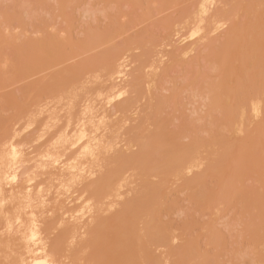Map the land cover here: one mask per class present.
<instances>
[{"label":"rangeland","instance_id":"rangeland-1","mask_svg":"<svg viewBox=\"0 0 264 264\" xmlns=\"http://www.w3.org/2000/svg\"><path fill=\"white\" fill-rule=\"evenodd\" d=\"M263 3L0 0V264H163L160 254L168 247L170 253L174 251L169 256L173 264H198L202 257L205 261L200 264H264V241L255 240L259 236L258 224L252 222L255 211L244 201L249 193L264 196V103L257 112L248 106L238 109L232 122L228 114L211 106L209 94L221 83L231 87L235 79L231 72L246 84V77L240 78L243 60L258 53L244 47V42L252 43L250 31H244L234 58L229 59L228 66L234 68L230 69L223 57L230 52L225 25L233 22L256 34L261 29L262 36H257L264 42ZM183 15L194 18L188 31L182 24ZM93 35L102 38L98 45L81 50ZM208 36H214L211 45L205 42ZM252 59L255 64L257 58ZM251 63L246 64L248 70ZM252 76H247L248 82L254 80ZM263 83L256 81L262 88ZM148 132H162V148L155 152L153 147L146 172L134 175V156L148 153L141 147ZM64 133H68L67 141ZM257 135V155L249 153V157H256L263 172L252 169L251 162L250 171L232 180L233 201L215 214L220 183L229 178L233 166L217 168L215 173L206 170L201 181L191 186L183 182L203 172H198L199 165H214V155L206 159V152L226 153L224 159L232 163L240 141ZM11 140L14 146L7 147ZM194 140L198 146L201 143L200 148L187 147ZM253 142L251 148L246 145L251 152ZM184 147L193 157L178 163ZM39 149L40 169L44 164L54 169L51 173L40 170L37 187L32 172L23 174L22 162ZM50 150L57 159L48 157ZM222 160L218 158L216 165H226ZM70 161V165L77 164L74 170L69 168ZM171 161L177 164L168 168ZM243 163L247 166L246 159ZM101 172L104 176L98 179ZM166 172L171 176L166 175L170 181L164 183ZM185 173L182 183L171 178H182ZM103 182L115 184L99 190ZM157 185L162 186L158 188L161 196L154 190ZM83 192H90L94 204L98 202L102 209L100 214L90 209L91 216L85 218V222L95 219L92 231H97V237L92 238L106 240V245L100 242L105 245L102 249L95 246L97 242L98 250H91V233L78 235L80 227L74 225V210L86 204ZM158 196L162 206L157 204ZM153 202L158 215L152 225L146 218L151 220L157 209H151ZM84 236L88 243L83 242ZM144 244H149V250L142 249ZM106 246L109 250H104ZM143 250H148L147 257Z\"/></svg>","mask_w":264,"mask_h":264},{"label":"bare ground","instance_id":"bare-ground-1","mask_svg":"<svg viewBox=\"0 0 264 264\" xmlns=\"http://www.w3.org/2000/svg\"><path fill=\"white\" fill-rule=\"evenodd\" d=\"M155 2V1H154ZM162 2V1H161ZM233 2H235V1H233ZM156 4H157V2H156ZM236 4V3H235ZM264 4V3H263ZM263 12H264V10H263ZM184 19V20H183ZM182 20V24H185V31H188V30H190L189 28H191L192 26H194V18H188V17H186V16H184L183 15V18L181 19ZM264 23V22H263ZM225 29H226V32H227V46L229 45V51L230 52H227V55L225 54L223 57H225L224 58V60L225 61H227V62H224V63H226L227 64V66L229 65L228 63L230 62V60L229 59H233L234 58V56H235V53H236V50H237V46H238V44L240 43V39L243 37V32L244 31H250V35H251V39H249V41H251L252 43L251 44H249V43H246V42H244V47L248 50V52H254V51H256V55H257V53H258V57L256 56L255 57V55H252L251 57L249 56L248 58H250V59H248L247 60V58L246 59H244L243 60V69L244 70H242V68H241V70H240V78L242 79V78H245V79H243V80H245V85H244V83H242L241 84V81H240V79L238 78V74L237 75H235V74H232V72L231 71H229V73L231 74V76L233 77V78H235V79H233V81H234V84H232L231 85V87H229V86H227V85H224V84H220L219 85V91L221 92V93H223V95H219V94H217V93H219L218 91H217V89L218 88H211L210 89V95H212L211 96V98H210V101H211V106L212 107H214V109H219V111L220 110H222L223 111V113H226V114H228L229 116H230V118H231V120L233 119V120H235L236 118H233L237 113H235L238 109H242V108H244V106L246 107V108H250L252 111H256L257 112V109H259L260 108V106H261V104L262 103H264V87L262 88L260 85H257L256 84V81L257 80H259L260 79V81L263 83V81H264V79H263V76H264V72H263V68H264V42H262L261 41V37H258L257 35H261V33L259 34V32H261V31H263V30H261V29H257V31H258V34H256L255 32H254V30H247V28H246V30H245V28H240L238 25H235L233 22H227V24L225 25ZM247 33H245L244 35H246ZM254 34H255V36H254ZM196 35V34H195ZM198 35V34H197ZM196 35V36H197ZM94 36V35H93ZM101 36V35H100ZM104 36V35H103ZM102 36V37H103ZM262 36V35H261ZM94 37H97V38H94ZM93 37V39H87V41L86 42H84L81 46H80V49L81 50H85V49H88V48H91V46H94L95 44L96 45H98V43L100 42V40L102 39V38H99V36H94ZM259 38V39H258ZM96 41H95V40ZM206 43H207V45H211L210 43H214L215 42V40H214V36H208V39L205 41ZM223 46V45H222ZM209 49V48H208ZM89 50V49H88ZM214 50V49H213ZM221 50H222V48H221ZM232 50H233V52H232ZM258 51V52H257ZM229 53V54H228ZM231 54V55H230ZM229 55V56H228ZM232 58H231V57ZM252 58H257V60L255 61V64L257 63L258 64V66H257V64L255 65L254 63L252 64L251 63V61H253V59ZM223 59V58H222ZM258 59H260V60H258ZM214 60V59H213ZM217 60V59H216ZM217 61H219V60H217ZM250 61V62H249ZM247 63H251V65L253 66V67H249L250 68V70H248L247 68H248V66L249 65H247V67H246V64ZM261 63V64H260ZM230 66V65H229ZM228 66V67H229ZM256 66V68H254ZM258 67H260V68H258ZM230 68V67H229ZM232 68V67H231ZM230 68V69H231ZM253 68V69H252ZM217 69V68H216ZM232 69H234V68H232ZM245 69L247 70V71H245ZM254 69H256L255 71H256V74H255V72H254ZM260 71H259V70ZM253 70V71H252ZM236 71V70H235ZM241 71H245L244 73L242 72L241 73ZM254 72V74H252L251 72ZM262 71V72H261ZM225 72H227L226 70H225ZM248 72H249V74L251 73V75H248ZM235 73V72H234ZM260 73V77H259V75H257V74H259ZM223 74V73H222ZM226 74V73H225ZM263 74V76H261ZM242 75H243V77H242ZM245 75V76H244ZM252 75H254V76H252ZM230 76V75H229ZM236 76V77H235ZM247 76H252V78H254V80L253 79H250V82H248L249 80L247 79L248 77ZM226 77V76H225ZM251 78V77H250ZM226 79V78H225ZM232 79V78H231ZM263 79V80H262ZM248 80V81H247ZM251 81H254V82H251ZM242 82H244V81H242ZM262 85H264V83L262 84ZM201 94V93H200ZM207 95V94H206ZM205 95V96H206ZM263 95V96H262ZM175 96H177V95H175ZM197 96V95H196ZM209 96V95H208ZM224 96H225V98L227 97V100H225V99H223L224 98ZM60 97V95H58L57 97H55V98H59ZM200 98V97H199ZM118 100H120L123 104H124V102H126L125 101V99H122V98H120V99H118ZM260 102V103H259ZM258 103H259V106H257L258 105ZM209 104V103H208ZM248 106V107H247ZM124 107V106H123ZM122 107V108H123ZM162 108V107H161ZM248 108V109H249ZM216 111H218V110H216ZM63 116H64V114H62ZM234 115V116H233ZM236 117V116H235ZM119 118H121V116H119ZM232 120V122H234ZM33 123H35V121H36V119H33V120H31ZM235 125L234 124H232V128L234 127ZM152 128H150V130H151ZM150 132V131H149ZM149 132H148V134H149ZM14 133V132H13ZM65 135L63 136V137H65L64 139H66V141L69 139L68 138V133H64ZM153 134V135H152ZM162 137H163V134H162V132L159 134H157V132L155 133H151V134H149V136L147 135V138L149 139H145V141L146 142H144L143 143V145L141 146V147H145L147 150H148V153H146V154H143V153H139L138 155H137V157H135L134 156V159L136 160V162L133 164V166H132V170H133V173H134V175H140L141 173H143V170L146 172V170H145V168L147 167L148 168V166H149V164H147L148 163V161H150V160H148L151 156H152V154H150L149 155V153H150V151H152V149H153V147L155 148V149H153V150H156L155 152H158V151H160L161 150V148H162V144H161V142L160 141H162ZM259 137V135H257V137L256 138H247V139H243V140H241L240 141V143H239V145L240 146H238V148L237 149H235V152H236V150H238L235 154V156H233L232 155V157L233 158H231V159H234L233 160V164L231 163V161H229L230 159L227 157V159H228V161L227 162H229V164H227V162H226V160L227 159H224L226 156L224 155V154H226V153H224V154H222V156H220L217 152H212V151H210V152H206L205 153V158L207 159V158H209L210 157V155L212 156V155H214V158L215 159H213V161H215V162H212V164H214L213 166H210V167H204V165L203 164H201V165H199V169H198V172L199 171H203V172H201V173H198L196 176H194V177H192V178H188L187 180H186V178H185V176L187 175L186 173H185V175L181 178H177V175L176 176H173L172 175V179H173V177H175V179H177L178 180V182H177V180H176V182L177 183H182L183 182V180H186L185 182H183V185L188 181V184H189V186H191L192 184H194V183H197L198 181L200 182L201 181V178H203V175H206V170H207V172H209L208 170H210V173H215L218 169L217 168H223V169H227L228 170V168H230L231 169V166H233V169H231L230 170V172H231V174H230V176H229V178H227L226 177V179H224V181H222L220 184H221V187L222 188H220L221 189V191H220V193L218 192V195H216V196H218L217 198L218 199H216V207H213V208H215V214L216 213H219V212H221L220 210H221V208H223V207H225V206H227L226 204H229L230 203V201L232 200L233 201V196H232V194L234 195V193H233V183H232V180L235 178V177H238V176H240V175H242V174H244V173H246V172H248V171H250V168L252 167V169H254V167H256L255 169H258L259 168V170H261L262 171V165H259V161H256V157H252V158H250L249 156H250V154H252V155H254V156H256L257 154L255 153V151H256V148L257 147H259L258 145L256 146V140H258L257 138ZM71 139V138H70ZM255 140V141H254ZM148 141V142H147ZM254 141V142H253ZM197 142V143H196ZM251 142H253L252 144H254V149L255 150H252L253 152H251V150L247 147V146H250L249 145V143H251ZM194 145H192L193 143H191L190 145H188L187 147H189L190 149L191 148H196V149H198L197 147H199V146H201V143H199L200 145L198 146V140L196 141V140H194ZM14 141H10L9 142V144L7 145V147H11V146H14ZM146 144V145H145ZM197 145V146H196ZM247 145V146H246ZM191 146H193V147H191ZM202 146H204V145H202ZM187 147H184L183 148V150H182V152H181V154H180V158H177L176 160H177V162L179 163V161H185V160H187V159H191L193 156L191 155L192 153H191V150H190V152H188L189 153V157L187 156V152H185L188 148ZM252 147V145L250 146V148ZM150 150H149V149ZM187 148V149H186ZM200 148V147H199ZM246 148H248L247 150L248 151H250V152H247V150H246ZM158 149V150H157ZM228 150V149H227ZM226 150V151H227ZM229 150H231L232 151V149H229ZM188 151H189V149H188ZM231 151H229L230 152V154H232V153H234V152H232L231 153ZM212 152V153H211ZM67 153H69V152H66V154ZM133 153V152H132ZM187 153V154H186ZM250 153V154H249ZM47 154H48V157L49 158H53L54 160L55 159H57V157H58V155L53 151V150H50L49 152H47ZM230 154L228 155L229 157H231L230 156ZM38 155V156H37ZM147 155H149V157L147 156ZM227 155V154H226ZM3 156H5V155H3ZM187 156V157H186ZM220 157H223L222 159H224V161L220 158ZM220 159V160H222L223 162H225L226 163V165L224 164V163H219L221 166H222V164L223 165H225V166H220V165H216V163L217 162H219V161H217V159ZM249 158H250V160H249ZM254 158V159H253ZM211 159V158H210ZM246 159V165L247 166H242V164H245V163H243L244 162V160ZM146 160V161H145ZM148 160V161H147ZM181 161V162H182ZM204 161H206V160H204ZM39 162H40V149L38 150V151H36V152H34V155H32V156H25V158H24V160H23V165L25 166V168H26V172H24L23 171V174H25V173H27V172H32V175H33V182H36V186L37 187H40V182H38L39 180H40V170L42 171L43 170V173H48V172H52L53 171V169H54V166H52V165H49V164H44V167H42L41 169H40V164H39ZM142 162H144L145 164H143ZM175 163H173L172 161L170 162V163H167L166 165L168 166V168H173L174 167V165H176L177 164V162L176 161H174ZM252 162V163H251ZM254 162V163H253ZM69 163V168H70V170H74L75 168H76V166H77V164H75V163H73V164H71L70 165V163H72L71 161L70 162H68ZM173 163V164H172ZM251 163V164H250ZM257 164V165H259V166H256V165H254V164ZM141 164H142V166H141ZM171 164V166H169V165ZM231 164V165H230ZM250 164V166H248ZM253 164V165H252ZM145 165V166H144ZM230 165V166H229ZM179 166V165H178ZM177 166V168L176 169H179V167ZM220 166V167H219ZM226 166H229V167H226ZM264 167V166H263ZM144 168V169H143ZM203 169V170H202ZM225 169V170H226ZM149 170H147V172H148ZM177 171V170H176ZM232 171H233V173H232ZM263 171H264V169H263ZM262 171V172H263ZM190 172V174L192 175L193 173V171H189ZM189 172H187V173H189ZM204 172H205V174H204ZM219 173V172H218ZM227 173V172H226ZM190 174H189V176H190ZM203 174V175H202ZM228 174V173H227ZM166 175H169V176H171V172H166L165 173V176H164V179L166 180V181H163L164 183L165 182H169L170 180H169V178H167V177H169V176H166ZM202 175V176H201ZM220 175V174H219ZM219 175H218V177H219ZM102 176H104L103 174H102V172L99 174V176H98V179H100ZM189 176H187V177H189ZM216 176V175H215ZM111 177H113L114 178V176L112 175ZM222 177V176H221ZM43 178H45V177H43ZM115 178H119V174H116V172H115ZM97 179V180H98ZM163 179V180H164ZM125 180H126V182L128 183V177H126L125 178ZM169 180V181H168ZM205 180V179H204ZM100 181V180H99ZM173 182L175 181V180H172ZM180 181V182H179ZM38 182V183H37ZM46 182H49V178L47 177V179H46ZM176 182H174V183H176ZM171 183V182H170ZM169 183V184H170ZM176 183V184H177ZM103 185L99 188L98 187V189L99 190H101V188L103 187V188H105V189H107L108 187H110L111 185H114L115 183L114 182H112V183H109V184H105L104 182L102 183ZM166 184H168V183H166ZM171 185V184H170ZM164 187H165V184L163 185ZM129 187H131V186H129ZM160 187H162V186H160ZM160 187H158V185L156 186V187H154V190L157 188H160ZM196 187H198V184H197V186ZM102 188V189H103ZM132 188V187H131ZM131 188H129V189H131ZM191 188V187H190ZM153 189V188H152ZM159 191H160V196H161V190L160 189H158ZM164 190V189H163ZM190 190H192V189H190ZM135 190L134 189H132V191L131 192H134ZM158 191V192H159ZM157 192V191H156ZM157 192V193H158ZM241 192H242V190H241ZM84 193V192H83ZM195 193V192H194ZM244 193H247V192H244ZM197 194V193H196ZM249 194H251V195H249V196H247V199H245L244 201H247V202H249L250 204H247L248 206L250 205L251 207V210L253 209V211H255V213H252V215H254V218L255 219H253V221L252 222H254L255 224H258V226H256L255 225V227H256V231H258L257 232V238L255 239L256 241L257 240H261V241H264V196H261V194L259 195V196H255L256 194H257V192H256V194H254V192L253 193H249ZM253 194V195H252ZM84 197H83V199H82V202L83 201H85L86 202V204L85 205H81V207L80 208H76L75 210H74V212H75V221H74V225L75 226H79L80 227V229L79 230H77V229H75V230H77L78 232L77 233H79L78 235H84V234H86V233H91V236H90V242H91V240L93 241L91 244V246H89V248L91 249V250H98V249H102L103 248V246H105L106 245V242H104V241H106V240H103L102 242L101 241H97L98 242V244H96L97 242L95 241V240H99L101 237H99L98 236V238L99 239H94L93 240V236H96L95 234L97 233V231H92V228H94L93 227V225L95 224L94 222H95V219H90L89 221H87V222H85V218H88V217H90L91 216V213L92 212H90V209H93L94 211H95V209H97V213H101V211H102V209L101 210H99L100 209V206H99V204H98V202H96L95 204H94V201L90 198L91 197V193L90 192H85L84 193ZM159 195V194H158ZM262 195H264V193L262 194ZM205 196V195H204ZM242 198H243V196H242V194L240 195ZM159 197V196H158ZM158 197H155V198H157L158 199ZM246 196H244V198H245ZM262 197V198H261ZM243 198V199H244ZM135 199V198H134ZM151 199H152V197H151ZM156 199V200H157ZM159 199H160V201H158V206H162L163 204H161V203H159V202H161V199L162 198H160L159 197ZM251 199V200H250ZM150 200V199H149ZM155 200V201H156ZM203 200V198H201V200L200 201H202ZM236 200V199H235ZM242 200V199H241ZM249 200V201H248ZM152 201H153V199H152ZM199 202V201H198ZM203 202V201H202ZM147 203H148V201H147ZM150 203H151V200H150ZM149 203V204H150ZM213 203V202H212ZM156 205V203L155 202H153V205ZM209 204V203H208ZM150 205H152V204H150ZM154 205V206H155ZM158 206H155V207H152L151 206V209L152 208H157V209H155V210H157V211H155V210H153V212H152V214L153 215H151V220L152 219H154V218H156L157 217V215L158 214H156V213H158ZM147 207H149V206H147ZM204 208V207H203ZM150 209V210H151ZM151 210V211H152ZM250 210V209H249ZM214 211V210H213ZM149 213H150V211H149ZM249 213V212H248ZM147 214H148V212H147ZM154 214H156V215H154ZM146 216H149V214L148 215H146ZM155 216V217H154ZM219 216V215H218ZM248 216V215H247ZM247 216H245V217H247ZM14 218H16V219H19V217L18 216H13ZM219 218V217H218ZM146 219H148L150 222H151V224L154 222V220H156V219H154V220H150L149 218H146ZM249 219V218H248ZM148 220H147V223L149 224V225H151L149 222H148ZM159 220V222H160V219H158ZM256 220V221H255ZM157 221V220H156ZM146 223V224H147ZM161 223V222H160ZM104 224H106L105 222H103L102 223V225H104ZM145 224V225H146ZM147 224V225H148ZM249 224V223H248ZM147 225L144 227V231L145 232H147L148 231V229H147V231H146V229L145 228H147ZM149 225H148V227H149ZM153 225V224H152ZM152 225H151V227L150 228H154V227H152ZM162 225V224H161ZM216 225V224H215ZM215 225H214V227H215ZM252 225V224H251ZM208 226V225H207ZM206 227V226H205ZM212 227H213V225H212ZM248 227V226H247ZM249 227H251V226H249ZM253 227V226H252ZM74 230V231H75ZM143 230H142V233H145V232H143ZM154 230V229H153ZM214 230V229H213ZM260 230V231H259ZM209 231V230H208ZM215 231V230H214ZM255 231V232H256ZM135 232V231H134ZM93 233H94V235H93ZM131 233H133V232H131ZM212 233V232H211ZM217 233V232H216ZM216 233H214V234H216ZM221 233V232H220ZM250 232H248V234H249ZM259 233V234H258ZM98 234H100V233H98ZM102 234V233H101ZM100 234V235H101ZM208 234V233H207ZM222 234V233H221ZM133 234H131V236H132ZM144 235V234H143ZM148 235H150V234H148ZM147 235V236H148ZM218 235V234H217ZM253 235V234H252ZM102 236V235H101ZM104 236V235H103ZM133 236H135V235H133ZM138 236V235H137ZM152 236H154V234L152 233L149 237H152ZM212 236V235H211ZM97 237V236H96ZM179 237V236H178ZM215 237V236H214ZM217 238V237H216ZM262 238V239H261ZM102 239V238H101ZM173 239H175V238H172L171 239V241H173ZM177 239V238H176ZM184 239H186V238H184ZM83 242H87L88 243V241H87V238H86V236H84L83 237ZM128 240V239H127ZM131 240V239H130ZM133 241H136L135 239H132ZM132 240H131V242H132ZM143 241L145 240V239H142ZM187 240H189V239H187ZM95 241V242H94ZM125 242H123V244L124 245H126L128 242L126 241V240H124ZM146 241V240H145ZM144 241V242H145ZM213 241H215L216 242V240H212V242ZM217 241H219V240H217ZM104 243V244H101V243ZM130 242V243H131ZM147 242V241H146ZM185 242V241H184ZM94 243L96 244L95 246L98 248H96L95 246H94ZM99 243H100V245H101V247H99L100 245H99ZM177 243V242H176ZM108 244V243H107ZM133 244H135V243H133ZM147 244V243H146ZM146 244H144V248H142V249H148L149 250V244L148 245H146ZM187 244H189V243H187ZM98 245V246H97ZM109 245V244H108ZM128 246H129V244H127ZM132 245H130V247H131ZM148 246V247H147ZM181 246V245H180ZM217 247L219 246V245H216ZM108 246H106V247H104L105 249L104 250H107L108 248H107ZM110 247V246H109ZM127 247V246H126ZM141 247H142V241H141ZM191 247V246H190ZM221 247V246H220ZM128 248V247H127ZM151 248L152 249H154L152 246H151ZM169 248V247H168ZM168 248H166L167 250H163L164 251V253L161 255L160 254V257L161 256H163V257H161V260L163 259L164 261H162V262H164L165 264H168V263H170L171 262V259H170V255H171V253L172 252H174V251H172L171 253L169 252L170 250L168 249ZM174 248V247H173ZM75 249V248H74ZM184 249V248H183ZM109 250V249H108ZM148 250H143V253H145V256L147 255L146 253H147V251ZM151 250V249H150ZM178 250V249H177ZM158 251V250H157ZM162 251V250H161ZM191 252H192V249L190 250ZM194 251V250H193ZM169 252V253H168ZM189 252V251H188ZM195 252V251H194ZM151 253V252H150ZM169 254V255H168ZM191 254V253H190ZM199 254V253H198ZM262 254H264V253H262ZM149 256H148V258L151 256L150 254H148ZM155 255V254H154ZM176 255V254H175ZM177 255H179V253L177 252ZM176 255V256H177ZM183 255V254H182ZM202 255V254H201ZM200 255V256H201ZM175 256V257H176ZM180 256H181V254H180ZM197 256H199V255H197ZM196 256V257H197ZM262 256V259H264V256L263 255H261ZM147 257V256H146ZM153 258H155L154 256H152V259L151 260H149V261H153ZM172 258H174V256L172 257ZM180 258V257H179ZM178 257H176V260H178L179 259ZM188 258H189V256H188ZM198 258V257H197ZM203 258V257H202ZM202 258H200L201 260H198V261H200V262H198V264H200L201 262H203V260L204 259H202ZM206 258V257H205ZM191 259V258H190ZM193 259V258H192ZM261 259V258H260ZM195 260H197V259H194V262H195ZM136 261V260H135ZM181 261V260H180ZM205 261V260H204ZM261 261H264V260H261ZM177 262V261H176ZM179 262V261H178ZM178 262L176 263V264H178ZM206 262H208V261H206ZM205 262V263H206ZM214 262H216V261H214ZM257 262V261H256ZM161 263V262H160ZM163 263V264H164ZM184 263V262H183ZM192 263V262H191ZM197 263V262H196ZM204 263V262H203ZM98 264V263H97ZM129 264V263H128ZM130 264H132V263H130ZM134 264V263H133ZM157 264H159V262H157ZM171 264H173L172 262H171ZM210 264V263H209ZM212 264H213V262H212ZM215 264V263H214ZM217 264H218V262H217ZM261 264V263H260Z\"/></svg>","mask_w":264,"mask_h":264}]
</instances>
